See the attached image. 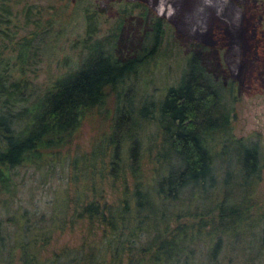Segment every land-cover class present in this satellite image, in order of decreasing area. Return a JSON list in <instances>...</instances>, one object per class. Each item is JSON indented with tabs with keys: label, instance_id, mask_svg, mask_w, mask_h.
Segmentation results:
<instances>
[{
	"label": "trees",
	"instance_id": "obj_1",
	"mask_svg": "<svg viewBox=\"0 0 264 264\" xmlns=\"http://www.w3.org/2000/svg\"><path fill=\"white\" fill-rule=\"evenodd\" d=\"M76 2L83 18L81 34L69 41L76 54L61 55L67 28L63 18L53 10L45 15L32 1L0 0V191L11 188L16 168L27 162L52 168L60 161L61 170L72 165L70 178L82 184L74 195H57L61 219L53 213L49 222L38 225L11 217L22 224L14 232L8 259L2 254L7 242L0 223V264H10L16 250L19 264H201L206 259L205 264H217L228 241L221 233L233 238L239 233L233 223L243 219L239 213L240 205H245L241 193L245 186L241 185L259 176L264 159L257 141L231 136V108L222 92L224 87L233 91L234 78L216 79L219 69L206 63L205 49L198 43L186 57L178 81L168 85L161 98L134 101L130 80L159 53L171 9L166 3L157 7V0L127 2L116 8L103 32L109 4ZM241 8L242 0H225L218 12L232 28L239 25ZM131 17L138 29L125 24ZM52 58L62 71L46 83H34L40 64ZM234 66L240 72L238 62ZM207 70H213L212 75ZM102 117L110 118V131L92 144L90 153L73 155L70 165L62 151L79 135L85 119L94 122ZM153 121L161 135L153 158L163 170L148 186L141 157L150 143L143 141L141 132ZM217 155L230 164L234 161L239 179L228 185L226 168L216 217L181 220L186 210L178 204L181 195L215 185ZM127 171L134 177L132 186L126 183ZM118 176L123 187L110 201L103 182ZM234 187L237 200L228 197ZM260 218L250 225L259 232L254 239L257 263L264 264V213ZM207 223L210 226L204 229ZM75 224L84 227L87 235L75 245L47 253L54 229ZM213 234L220 235L213 238L204 257L194 260L197 239Z\"/></svg>",
	"mask_w": 264,
	"mask_h": 264
},
{
	"label": "rangeland",
	"instance_id": "obj_2",
	"mask_svg": "<svg viewBox=\"0 0 264 264\" xmlns=\"http://www.w3.org/2000/svg\"><path fill=\"white\" fill-rule=\"evenodd\" d=\"M27 1H32L36 6H41L45 15L47 11L53 10L55 15L65 20L66 36L63 38V50L60 54H76V50L71 49L69 45L70 39L82 32L83 18L81 9L76 7V0ZM90 1L109 4V11L104 16L105 24L102 25L104 32L113 21L116 8L136 0ZM168 1L157 0L159 2L157 7L166 3L171 9L168 14V30L159 53L153 60H149L147 65H143L137 75L130 80L131 89L136 91L134 101H138L137 99L142 101L144 97L161 98L166 87L178 81L186 63V57L194 45L199 43L205 49L206 63L211 62L215 68L219 69L215 78L228 81L230 78H234L233 91L229 92L224 87V93L222 92V98L227 100L231 108V136L247 141H257L264 150V0H242L241 20L239 25L232 28H230L228 20L220 16L218 12L225 0H176L172 3V8ZM21 6L22 4L19 3L17 7L20 8ZM127 20L126 25L130 24L134 30L138 29L133 17ZM235 50H237V55L234 57ZM238 50H240V55ZM235 62H238L237 67L240 68V72L234 71ZM61 71L62 68L58 66L54 58L45 59L39 66L38 76L34 83L40 85L46 83L52 75H57ZM212 73L213 70H207L208 75H212ZM109 112L112 114V109ZM109 117L98 118L94 122L90 121L91 119L84 120L78 132L79 135L74 138L69 148L62 151L67 153L69 158L67 162L70 165L73 155L81 152L90 153L92 144L101 140L103 133L110 131ZM150 124L141 132L143 141L150 143L146 150H143V157H141L143 181L148 186L163 170V167L158 168V163L153 158L161 145V135L157 132L159 126L154 121ZM153 132L155 134H151ZM218 148L220 146L216 145V149ZM262 163L258 177L246 184H239L245 186L241 191L245 205H240L242 210L239 213V215H243V219L241 221L236 219L233 223L236 226V231L239 232L237 238L221 233L228 241L225 247L222 246L217 256V264H242L244 260L246 264L259 263L260 258L256 253L257 246L254 241L259 232L257 228L250 225V221L254 218L259 221L264 213V159ZM214 166V186L205 191H185L181 195L178 204L182 209H186L182 212L184 215L180 218L181 220L192 222L200 218L206 219L211 215L216 217L217 203L224 197L223 176L226 168L229 167L230 169L228 185L232 181L231 185H235L234 180H238L239 175L238 166L236 167L234 161L232 160L230 164L222 156H216ZM72 169V165L71 168L69 165H63V170H61L60 161H56L52 168L49 166L38 167L29 162L16 168V173L11 179V188L0 191V223L6 234L7 242L2 251L3 258L8 259L10 257L8 249L14 238V232L17 231V225H21L22 221L44 225V221L48 220L53 213L56 214L57 219H61L62 211L59 206L61 199L57 198V195L59 196L63 192L74 195L75 190H79L82 186L73 177L70 178L69 174L71 175ZM119 177L113 182L109 181L108 178L104 179L105 197L110 201L115 200L122 190L124 182ZM133 181V175L127 171L126 183L132 186ZM235 192L236 187L232 192L230 191L229 199L237 200L234 198L237 195ZM170 205V208L178 210ZM186 211L189 212L187 215H185ZM13 215L22 221L12 220ZM247 222L250 226L247 225ZM80 226L75 224L70 228L67 226L64 230L56 227L46 252L50 253L53 249H58L63 245L79 243L86 233L85 228H80ZM207 226L210 224H205L204 229ZM217 235L220 234H213L211 238L205 235L197 239L194 260L197 261L198 258L204 257L207 247ZM18 253V250L12 253L10 264L20 263ZM230 257H232L231 262L229 261ZM205 261L201 264H205Z\"/></svg>",
	"mask_w": 264,
	"mask_h": 264
}]
</instances>
